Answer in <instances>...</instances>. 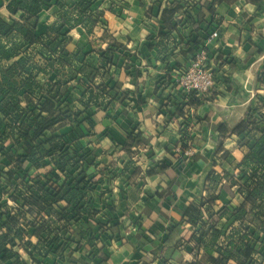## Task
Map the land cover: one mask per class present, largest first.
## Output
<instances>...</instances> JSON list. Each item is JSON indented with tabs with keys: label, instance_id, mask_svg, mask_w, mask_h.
<instances>
[{
	"label": "trees",
	"instance_id": "16d2710c",
	"mask_svg": "<svg viewBox=\"0 0 264 264\" xmlns=\"http://www.w3.org/2000/svg\"><path fill=\"white\" fill-rule=\"evenodd\" d=\"M94 2L58 0L56 20L41 33L38 26L53 6L52 0H7L11 14L19 16L12 22L0 18V260L5 264H29L18 249L28 253L33 264H112L113 243L129 248L134 241L119 213L140 170L127 165L119 172L114 161L100 157L91 138L112 137L133 157L138 152L134 148L143 142L142 131L137 133L140 123L121 106L134 103L133 108L140 109L145 101L142 95L131 97L130 90H117L120 83L115 70L120 66L115 55L125 48L122 42L113 39L99 49L91 44L68 48L73 28L82 26L93 34L102 21V14L92 10ZM255 2L262 4L263 0ZM215 3L223 4V0H212V10ZM122 10L116 11L121 14ZM177 12L176 6L163 11L166 25L177 24V19L173 22ZM187 18L194 20L191 15ZM198 46L204 47L203 40ZM132 66L135 61L125 64L127 70ZM209 67L215 84L208 92L182 90L195 98L192 104L220 94V69ZM257 82L264 86V66ZM256 97V104L249 106L232 129L238 144L246 147L236 172L212 170L200 202L179 206L181 223L191 226L190 237L182 238L159 258L151 251L153 246L136 247L131 255L136 263L127 264H166L178 252L188 250L191 241L203 253L180 258L177 264H264V92ZM103 121L105 130L97 133ZM123 122L126 137L111 126ZM193 122L188 117L182 129L184 149ZM230 131L226 124L220 126L223 137ZM222 151L221 159L226 160L230 153ZM121 177L120 202L116 203L114 181ZM224 179L243 196L240 205L232 201L218 204ZM134 222L142 237L149 238L147 231L156 240L160 232L166 234L160 220L149 228L139 219ZM147 252L157 262L145 257ZM76 253L83 255L76 257Z\"/></svg>",
	"mask_w": 264,
	"mask_h": 264
},
{
	"label": "crops",
	"instance_id": "0c3cea01",
	"mask_svg": "<svg viewBox=\"0 0 264 264\" xmlns=\"http://www.w3.org/2000/svg\"><path fill=\"white\" fill-rule=\"evenodd\" d=\"M52 2L53 6L41 18L44 22L38 26L39 33L47 29L48 23L56 20L58 0ZM211 2L95 0L92 10L102 14V21L95 27L94 33L88 34L82 26L71 30L73 41L68 44L70 50L85 44H91L95 49L106 48L113 39L122 42L125 48L115 55V62L120 66L115 70V78L120 83L117 90H130L131 97L142 95L145 101L140 109H134L135 104L130 101L128 105L131 103L133 106H121L120 103L121 108H127L132 118L140 123L137 133L142 131L143 142L134 148L138 152L133 157L117 146L112 137L94 140L100 157L108 162L114 161V167L119 172L127 165L140 170L133 180L135 184L129 187L124 210L119 213L120 221L129 228L134 241L129 248H120L121 244L113 243L110 247L114 253L112 264L136 263V258L131 255L136 247L142 245L153 246L151 251L159 258L179 244L182 238L188 239L192 233L191 226L181 223L179 206L199 203L212 170L236 172V166L246 152V147L238 144L232 129L244 118L249 106L256 104L254 90L259 87L256 78L264 62V0L262 4L255 0H223V4L215 3L214 10L211 9ZM172 6H176L178 11V17L176 15L173 22L176 19L178 22L170 27L163 20V11ZM120 7L123 9L121 14L116 11ZM187 15L194 20H188ZM18 16L11 14L7 0H0L1 19L12 22ZM213 30H219L220 36L211 41L209 37ZM201 40L204 47L198 46ZM163 44L167 46L166 50ZM199 51L207 54L209 65L220 69L222 82L217 86L220 94L216 99L204 100L196 105L190 102L195 98L183 94L177 80ZM134 61L135 66L127 70L126 62L132 64ZM188 117L195 122L188 128L190 138L187 139V147L192 148L193 154L184 156L177 154L176 150L183 145L182 129ZM104 123L97 125V133L105 130ZM223 124L231 129L226 137L220 132ZM111 126L120 136L126 137V122ZM191 136L196 137L195 141ZM221 148L230 153L226 160L221 159ZM114 151H118L115 156L112 155ZM123 180L124 177H121L114 181L113 198L116 203L120 202ZM226 183L224 179L218 204L232 201L233 205H240L243 196L236 187ZM137 219L143 221L146 228L157 220L162 221L166 234L160 232L156 240L147 231L149 238L142 237V233L136 232L134 227ZM176 223L181 224L170 230ZM33 240L36 241V238ZM187 249L178 252L166 264H177L180 258L187 260L203 253L194 241L187 244ZM18 250L23 260L33 264L28 253ZM141 253L144 254L143 251ZM80 255L83 253L75 254L76 257ZM156 256L150 252L145 254L150 260L156 259ZM0 264L5 263L0 260Z\"/></svg>",
	"mask_w": 264,
	"mask_h": 264
},
{
	"label": "built area",
	"instance_id": "2783aa9c",
	"mask_svg": "<svg viewBox=\"0 0 264 264\" xmlns=\"http://www.w3.org/2000/svg\"><path fill=\"white\" fill-rule=\"evenodd\" d=\"M220 36L219 30H213L209 40L217 39ZM179 87L182 90L190 93L196 92L197 94H203L209 91L215 84V77L212 68L209 67L207 54L204 51L197 52L190 65L184 70V72L178 78ZM192 148L188 147L184 149L179 147L176 150L177 154H183L184 156L192 155Z\"/></svg>",
	"mask_w": 264,
	"mask_h": 264
},
{
	"label": "rangeland",
	"instance_id": "374dc122",
	"mask_svg": "<svg viewBox=\"0 0 264 264\" xmlns=\"http://www.w3.org/2000/svg\"><path fill=\"white\" fill-rule=\"evenodd\" d=\"M263 66H264V62L262 63V65H261L260 69L258 70V72H259L260 70H262ZM256 79H257V78H256ZM256 84H259V83L257 82ZM257 90H258V91H257ZM254 91H255V97H254V99L256 100V98H257V97H256L257 94H258V93L262 94V93L264 92V86L260 85L259 88L256 86V88H255ZM91 139H92V141H94V140L96 141V137H92ZM93 144H94V142H93ZM94 145H95V144H94ZM100 148H101V146H100ZM117 152H118V151H114V152L112 153V155L115 156V155L117 154ZM230 264H236V263H233V262H232V263H230Z\"/></svg>",
	"mask_w": 264,
	"mask_h": 264
}]
</instances>
